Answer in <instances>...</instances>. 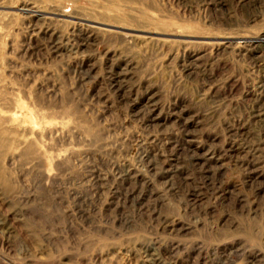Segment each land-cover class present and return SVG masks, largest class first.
I'll return each instance as SVG.
<instances>
[{"label":"rangeland","instance_id":"rangeland-1","mask_svg":"<svg viewBox=\"0 0 264 264\" xmlns=\"http://www.w3.org/2000/svg\"><path fill=\"white\" fill-rule=\"evenodd\" d=\"M0 264H264V0H0Z\"/></svg>","mask_w":264,"mask_h":264}]
</instances>
